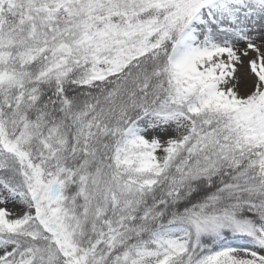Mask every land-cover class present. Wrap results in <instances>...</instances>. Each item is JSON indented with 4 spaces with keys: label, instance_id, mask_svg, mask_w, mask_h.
<instances>
[{
    "label": "snow or ice",
    "instance_id": "obj_1",
    "mask_svg": "<svg viewBox=\"0 0 264 264\" xmlns=\"http://www.w3.org/2000/svg\"><path fill=\"white\" fill-rule=\"evenodd\" d=\"M0 264H264V0H0Z\"/></svg>",
    "mask_w": 264,
    "mask_h": 264
}]
</instances>
